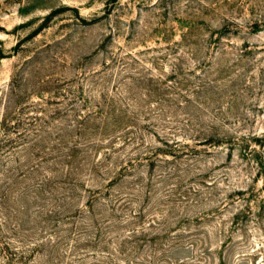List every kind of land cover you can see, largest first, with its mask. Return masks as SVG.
I'll list each match as a JSON object with an SVG mask.
<instances>
[{
    "label": "rangeland",
    "instance_id": "obj_1",
    "mask_svg": "<svg viewBox=\"0 0 264 264\" xmlns=\"http://www.w3.org/2000/svg\"><path fill=\"white\" fill-rule=\"evenodd\" d=\"M239 190H252L261 222L233 232L244 248L230 255L254 249L260 263L264 0H0V194L23 208L18 231L34 232L13 235L15 250L44 242L22 264H61L56 247L62 264L109 250L125 264L117 239L133 227H161L165 244L182 233L190 246L152 260L146 245L131 264H197L205 243L217 264ZM91 194L98 221L74 241L67 211ZM119 217L118 232L92 239ZM198 230L202 243L189 244Z\"/></svg>",
    "mask_w": 264,
    "mask_h": 264
},
{
    "label": "trees",
    "instance_id": "obj_2",
    "mask_svg": "<svg viewBox=\"0 0 264 264\" xmlns=\"http://www.w3.org/2000/svg\"><path fill=\"white\" fill-rule=\"evenodd\" d=\"M80 150L77 149L76 151H70L66 153V157L68 158L66 160V166H72L73 164V157H75L76 153ZM106 161H109L110 159V152L106 151L104 152V158ZM103 160H98V162L95 163V165H99ZM71 167L66 171V174L69 175L71 172ZM70 170V171H69ZM239 198L243 200V204L236 209V211H233L230 217V228L228 232L223 233L224 238L222 239L221 243L219 244V247L217 249V257L218 262L217 264H264V256L261 259V262L258 263L256 261L253 262L252 259L256 257V252H254V249H247V250H240V252L236 253L232 258V255H230V252L234 250L235 248H244L241 247L242 245H239L240 243H237L235 241V238L233 237V232L240 231L242 233V236L245 234V231L248 226V222L250 221L249 217L253 216V218L256 219V222H261L260 216L261 213L259 211H255L252 206V190L250 192L238 191ZM126 192H121L116 196L115 198L111 199L112 206L111 208L113 210L116 209H123V203H121V200H125ZM6 194L5 192L0 194V255L4 258L5 264H18V262L24 263V259L27 257L28 252H34L39 251L38 247L43 245L44 242L35 241L32 242L30 247L21 248L19 250H15V246L13 245V235H16V233H21V238L27 237L28 235H31L30 233H34L30 229H22L18 231L19 225L17 226V217L20 214L21 219H23V213L22 207L15 208L11 206H4L3 200H5ZM118 200V201H117ZM126 203L129 202V200L125 201ZM117 203V204H116ZM98 205L97 203V197L96 194H91L88 196V198L85 200L84 204L81 205H75V207L72 210H68L67 212L70 213L67 215V219L72 218L71 220H67L66 222L71 223V227L69 228L67 232V237L73 238L74 241H77L80 239L81 234L84 230L87 231V228L91 226V223L88 222V218L93 221V223L97 222L98 219L96 218L97 214L100 212L95 210V207ZM129 221L127 223L135 224L137 222L136 218L140 217V214H134L131 215L129 213ZM119 221L111 222L109 224H105L103 226H94L93 227V235L92 239H94L95 242H101L102 235L105 236L107 233L113 230V232H118V228L120 227V222H124L122 219ZM163 221V220H162ZM16 223V224H15ZM157 223V222H156ZM163 223V222H162ZM161 223V224H162ZM165 223V222H164ZM150 224V227H153V224ZM160 225V222L158 223ZM166 224V223H165ZM77 229L74 230L73 229ZM81 228H85L84 230H81ZM152 230V228H150ZM73 230V231H72ZM147 231L145 227H142L141 229L132 228L129 230L127 235H123L122 237H119L117 239L118 252L120 255L125 256V264H131L133 261L129 259V255L132 253H139L141 250L144 249V246L150 245V253L152 256V260L159 256L160 259L164 258L165 256H168L169 253L181 252L186 250V248L190 245L185 244L184 238L186 235H183L182 233H176L173 235L172 239L165 244L164 242V234L161 230V227L159 229H155V231ZM233 230V231H232ZM78 231L79 233H76ZM200 230L197 232L191 233V239L189 244L191 245H198V243L201 241L202 243V237L197 236ZM92 232V227H91ZM90 232V233H91ZM207 232V231H204ZM231 232V233H230ZM88 234V236L90 235ZM208 235V232L206 233ZM17 236V235H16ZM110 237V236H109ZM241 237V236H240ZM161 238V239H160ZM160 239V240H157ZM247 240V238H245ZM206 244V243H205ZM203 249H201L200 252L196 253L195 255H192V258L194 260H197V264H210V261H207V259L204 258L203 253L210 254L209 260H213V250H211V246L205 245ZM58 245V244H55ZM167 246V247H165ZM74 248H77L76 243L73 244ZM109 247V246H107ZM247 248V247H246ZM65 250V249H64ZM188 250V249H187ZM128 251V252H126ZM61 252L58 251V248H55V252L53 253L55 259L59 261L61 264L63 263V258H61L63 255ZM74 258H71L69 261H66V264H85V257L84 255H74L72 254ZM239 255H241L239 257ZM192 259V260H193ZM204 259V260H202ZM49 260L52 262L53 256L49 253ZM177 261V260H176ZM138 264L139 262H134ZM91 264H120V261L118 259V256L115 254L114 251H106L102 257L99 259H94Z\"/></svg>",
    "mask_w": 264,
    "mask_h": 264
}]
</instances>
